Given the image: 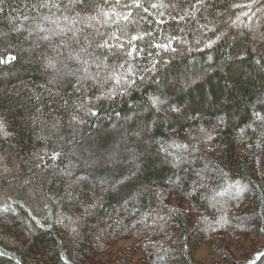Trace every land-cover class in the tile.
<instances>
[{
  "label": "trees",
  "instance_id": "1",
  "mask_svg": "<svg viewBox=\"0 0 264 264\" xmlns=\"http://www.w3.org/2000/svg\"><path fill=\"white\" fill-rule=\"evenodd\" d=\"M246 239L264 0H0V264H264Z\"/></svg>",
  "mask_w": 264,
  "mask_h": 264
},
{
  "label": "rangeland",
  "instance_id": "2",
  "mask_svg": "<svg viewBox=\"0 0 264 264\" xmlns=\"http://www.w3.org/2000/svg\"><path fill=\"white\" fill-rule=\"evenodd\" d=\"M254 238V237H251ZM246 239L242 243V248L239 246H232L231 250L232 253L236 256L238 259L243 258V250L244 248L250 249L252 245H258L260 248H264V240H258V239ZM135 243L134 239H125L117 242L114 246H112L106 253H103L101 255H98L96 257L97 260L101 261H107L110 257H114L117 254H119L122 250L125 248L133 245ZM142 254L138 253L137 255L134 256V262L135 263H140L141 261ZM195 258L200 264H228L224 262L222 259L217 257L210 248L206 244H202L199 246L196 251H195Z\"/></svg>",
  "mask_w": 264,
  "mask_h": 264
},
{
  "label": "snow or ice",
  "instance_id": "3",
  "mask_svg": "<svg viewBox=\"0 0 264 264\" xmlns=\"http://www.w3.org/2000/svg\"><path fill=\"white\" fill-rule=\"evenodd\" d=\"M12 59H15L14 57Z\"/></svg>",
  "mask_w": 264,
  "mask_h": 264
}]
</instances>
